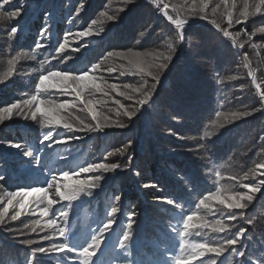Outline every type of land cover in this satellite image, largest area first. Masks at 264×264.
<instances>
[{
  "label": "trees",
  "instance_id": "1",
  "mask_svg": "<svg viewBox=\"0 0 264 264\" xmlns=\"http://www.w3.org/2000/svg\"><path fill=\"white\" fill-rule=\"evenodd\" d=\"M18 4H23L28 13L20 19L24 31L18 33L17 40L9 41L7 37L15 21L0 20V77H4V83H0V107L37 95L23 87L25 76L32 68L22 66L19 60L12 66L8 64L21 51H35L37 59L41 57L44 61L52 62L55 69L50 70L82 72L100 63L101 69L95 75L103 76L108 83L120 86L134 84L139 87L141 76L135 71H125L124 75H120V71L127 69V61L109 57L108 53L129 49L140 52L165 51V40L177 34L167 17L149 0H135L133 5H126L124 0H12L7 7H16ZM81 4H84V10L77 15L76 10ZM164 4L169 5L167 11L173 17L201 24L185 29L183 50L181 48L182 52L178 51L170 70L161 77L157 97H153L156 106L143 110L131 122L123 115H116L118 105L115 101L119 100L129 107L132 101L125 100L117 92L109 91L107 96L97 92L94 109L111 120L119 119L129 124L127 129L110 127L97 132L70 131L61 125L42 128L39 114L37 120H32L14 112L10 119L0 123V141L19 143L26 149L34 150L40 163L36 166L21 151H13L6 144L0 143V173L5 177L9 191L27 190V185L47 187L53 175L57 176V181L68 184H73L77 179L94 180L96 176H101L99 186L91 190L90 196L81 194L77 201L72 202L68 224V230L73 234L70 236L71 242L74 245L83 244L89 228H97L99 221L110 218L106 213L110 212L111 207H118L114 232L107 234L103 254L98 253L97 264H171L172 257L180 254L179 239L172 228L180 221L181 211L196 213L185 237L190 244L215 242L219 237L228 235L227 231H212L214 221L222 219L226 227L235 225L230 228L232 233L241 227L246 230V239H241L247 246V256L264 258V190L257 193L244 210L229 209L218 201L208 202L211 211L204 207L195 208L203 195L214 192L218 187L222 189L221 198L247 192L238 182L239 177L264 160V142L259 139L264 135V111L255 112L233 123H227L225 115L218 116V113L231 114L261 107L249 68L244 67V58L247 56L250 68L255 72L259 90L264 89V47L253 49L251 44L245 43L242 49L233 48L230 41L209 22L216 19L222 27H227L224 13L230 10L233 15H238L243 10V0H228L227 4L224 0H208L206 20H200L198 9L191 8L192 0H161V7ZM217 5L219 7L213 15L212 10ZM122 9L127 11L123 12ZM102 12L105 15H101ZM108 15L120 18L113 22L107 19ZM45 17H50L47 22ZM261 24H264V16L256 15L250 17L247 23L235 25L229 31H241L240 40L246 41L244 31L251 33ZM45 26L51 36L46 33V47L36 49L35 42L41 39L40 29ZM90 26L94 31L103 29V32L92 37L75 36L76 32L87 30ZM141 32L145 33L143 37ZM66 33L65 51L58 54L59 43L65 41ZM218 40L226 44L218 46ZM252 43L264 45V34L258 33ZM190 48L198 51L192 53ZM48 67L49 64L44 65V68ZM109 67L117 70L108 72ZM217 75L225 78L223 86L217 84ZM229 75H237L238 79L229 81ZM144 79L152 83L150 77ZM47 90L53 91L52 95L48 98L38 96V99L72 105L66 110L62 109L60 115L74 127L80 121L96 123L91 113L75 99L74 93L64 94L56 87ZM120 90L118 88L117 91ZM221 103L223 107H220ZM36 106L39 105H34L33 110ZM220 123H224L225 127L214 126ZM49 131L54 137L51 147H47L49 142L41 143L42 135ZM205 132L209 133L207 138ZM56 137L62 138V142L55 143ZM129 142L132 147L121 155L118 150ZM205 144L207 150L201 147ZM108 152L113 155L107 156ZM129 155L132 156L131 165L128 163ZM93 163H117L121 167L115 172L79 171L81 166ZM65 171L70 173L72 179H64ZM138 172L140 175H137ZM216 172H220L222 177L218 183ZM258 179H264V176H258ZM255 182L251 178L243 181L244 184ZM144 184H156L157 187L145 188ZM0 194H3V189H0ZM117 194L121 195L120 201L114 199ZM168 196L181 201L185 207L176 209L159 199ZM47 198H55L53 211L68 203L56 196L55 189L48 190ZM45 204L46 200L40 204V208ZM3 206L0 205V208ZM14 210L13 207L9 208V217ZM241 211L244 213L243 219H228L232 213L239 214ZM130 212H135L136 217L130 255L125 258L123 254L117 256L113 246L125 227L121 221L126 222ZM36 219L46 224L53 217L51 211L47 217L22 214L19 220L0 226V264H28L32 248L38 245L29 247L22 241L39 237L36 233L18 236L9 232L8 228H23L22 222L31 224ZM249 220L252 223H248ZM197 224L202 226L197 227ZM45 234L47 232H39L40 236ZM43 243L47 245L50 242ZM35 255L42 264H56L55 259L38 253ZM213 255L209 253L203 258H197L193 264H199L200 259L210 262ZM225 256L232 259L227 253ZM247 256L245 264H251Z\"/></svg>",
  "mask_w": 264,
  "mask_h": 264
},
{
  "label": "snow or ice",
  "instance_id": "2",
  "mask_svg": "<svg viewBox=\"0 0 264 264\" xmlns=\"http://www.w3.org/2000/svg\"><path fill=\"white\" fill-rule=\"evenodd\" d=\"M150 3L156 5L157 9L162 12L168 19V21L173 24L177 30V34L174 37H171L164 42L165 51H153V52H140L133 51L131 49L126 51H112L108 53L109 57H118L122 60L127 61V69L120 71V75H124L125 71H135L141 76L142 83L139 87L134 84H123L122 86L117 85L116 83H108L103 76L95 75L101 69V64H93L91 68L85 69L82 72H71L69 70H47L44 74V63L41 61V74L38 77V82L35 83V89L37 93L43 92L48 87L46 82L55 81L53 87L61 89L64 94L69 92L74 93V97L81 104L84 105V108L91 113V118L93 121H96L95 124L85 123L83 121L79 122V125L74 127L72 123L64 120L60 115L62 109H68L72 105L69 103H59L57 104L54 100H45L38 99L37 95H32L30 99H25L21 102H14L10 105L0 107V123H3L5 120L10 119L14 112L18 115H23L25 119L37 120V115L40 116V124L42 128H51L54 125H61L65 129L70 131H90L97 132L103 131L105 128L115 127L119 129L129 128V124L121 122L119 119L111 120L107 116H104L102 113L97 112L94 109V97L95 93L99 92L107 96L109 91L117 92V95L122 96L125 100L132 101V106H126L122 104L119 100L115 101L118 105V110L116 115L127 118L128 121L135 120L143 110L153 109L156 106V101L153 99L154 96L157 97V87L161 84V77L170 70V67L173 61L177 58L178 51L181 50L182 46L186 42L185 29L188 26L187 19H181L178 17H173L167 11L169 8L168 4H164L161 7V0H149ZM12 0H0V20L15 21L7 33L9 41L17 40L18 33L24 31L23 26L20 24V19L22 16H25L28 13V9L23 4H18L16 7H7L11 5ZM126 5L135 4V0H124ZM224 3L227 4L228 0H224ZM208 0H192L191 8L193 10L198 9L200 15V20L207 19V13L205 9L207 7ZM234 7V4L232 5ZM175 7V6H173ZM217 7L213 8V15H215ZM128 9V8H127ZM127 9H122V11H127ZM84 10V4L80 5V8L76 10V14L79 15L81 11ZM105 15V13H101ZM227 17L226 23L227 27H222L220 23H217L216 19H212L209 22L221 32L223 37L227 38L231 47L233 48H244L245 43L251 44L253 49H258L264 47V45L252 43L253 37L258 33L264 34V24L257 27L253 32L247 33L244 31V35L247 37L246 41H241V31L230 32L229 29L233 28L238 24H245L250 17L256 15L264 16V0H243V10L239 11L238 15H233V12L228 10L224 13ZM50 17H45L46 22ZM120 16L108 15L107 19L109 21L116 22ZM95 24V21H93ZM103 29L94 31L90 26L87 30L79 31L75 33L76 37H92L101 35ZM51 36L47 26L42 27L39 32L41 39H38L35 42V48L41 49L46 47V37L45 34ZM67 33L65 34V41L59 43L57 52L63 53L67 44ZM141 37L145 35L144 32L140 33ZM139 43V41H137ZM226 43L222 40H218V46H223ZM191 52L198 51V49H191ZM21 58H26L30 60L37 59V53L32 51L31 53L26 51L19 52L15 57L8 61L10 66L14 65L16 61ZM56 57H52L55 59ZM66 59H71L67 57ZM244 67L249 68V75L252 77V82L256 83L255 72L250 68V62H248L247 56H245ZM123 67V66H121ZM117 70L116 68L109 67L108 72H113ZM145 77H150L152 83H149ZM238 79L237 75H229L227 80L235 81ZM99 81V82H97ZM216 82L218 85L223 86L225 84V78L217 75ZM0 83H4V77H0ZM6 84V83H5ZM259 88V85H257ZM118 88L122 89L117 91ZM243 91V89H241ZM87 92V96L85 93ZM260 95L261 107L255 108L249 111L235 112L231 114L218 113V116L225 115L227 123H233L236 120L242 118L250 117L254 115L255 112L264 111V89H261L258 93ZM34 105L36 106L33 110ZM42 106V107H41ZM220 107H223L221 103ZM27 113V114H26ZM63 121V123H61ZM218 128H224L225 124L220 123L219 125H214ZM205 138L209 136V133L205 132ZM66 139V138H65ZM260 141L264 142V135L259 137ZM54 140L53 134L51 131L44 133L42 135L41 143L49 142L47 147H51ZM62 138L56 137L55 143H61ZM2 144H6L7 147L17 149L22 152L23 156L30 158L31 162L36 166H39V159L34 150L26 149L25 146L19 143H13L10 141H0ZM132 147V144L129 142L125 147L119 149L121 155L128 151ZM207 150V144L201 145ZM264 152V149H262ZM112 152H108L107 156H112ZM107 156L105 159H107ZM128 163L132 164V156L129 155ZM121 165L117 163H93L87 166H81L79 168L80 172L91 173L97 170H103L104 172H115L119 169ZM137 175H140L138 172ZM217 183L221 179V173L216 172ZM258 176H264V160H261L253 168H251L244 176L239 177L238 182L242 188H246L247 192L235 193L232 195L224 196L223 199H216V196L221 197L222 189L218 187L214 192H210L208 195H203L199 199V202L195 204L196 209L201 207L209 208V201H218L220 204H223L229 209H240L244 210L248 208L249 204L255 199L256 194L264 190V179H258ZM65 180L72 179L70 173L65 171L63 173ZM232 178V177H230ZM251 178L256 181L251 184H244L243 181ZM101 176H96L94 180L89 179H77L73 184L63 183L60 186H56L57 176L53 175L51 181L47 182V187L44 186H35L27 185V190L20 191H9L5 183V177L0 173V189H3V194H0V205H5L0 208V226H7L11 221H17L20 219L21 215H39L40 217H47L51 211L53 219L49 220L46 224H41L39 219L34 220L31 224L23 223V228L19 226L9 227L8 231L16 233L18 236H30L31 233H36L39 238H28L22 241L26 246L37 247L32 248V256L29 259L28 264H42L35 254H41L43 256H48L51 259L56 260V264H97L99 260V255L103 254V248L108 237V233L111 231L114 232L113 225L116 223L115 214L119 211L118 207L112 206L110 212H107L106 215L110 217L109 219L102 220L98 222V227L95 229L89 228L88 234L85 237L84 243L80 245H74L70 236L73 234L68 230L69 224V213L73 206V201H77L81 194L91 195L92 189L99 186L101 181ZM145 188H156V184H144ZM55 189L56 196L59 197L62 201H68L67 204L61 205L57 210H52L53 203L56 202L55 198L48 199V190ZM34 194H41L39 200L33 199L28 201V197L34 196ZM248 197L240 201V207H232L231 200L228 197ZM250 198V199H249ZM116 201L121 200V195L117 194L114 196ZM166 202L167 205L173 206L176 209H183L184 204L173 198V197H162L159 198ZM46 200L45 206L41 209L40 204H43ZM15 202V205L13 204ZM35 204L36 207L32 208L31 205ZM13 207L15 210L12 215L9 217L8 212L9 208ZM181 219L173 226L172 231L175 233L176 237L179 239L178 247L180 249L179 255H174L171 259V264H193V261L197 258H203L207 254H214L209 260L200 259L199 264H245V258L247 256V246L242 241V237H245L246 230L241 227L237 229L236 232H230V228L235 227V225H229L228 227L222 223V219H217L214 221L212 227L213 232H229L228 235L221 236L215 242L206 241L204 243H193L190 244L185 238L187 236V230L192 226V222L196 217V213L187 214L184 211L180 212ZM136 213L130 212L127 214V221H121L125 225L124 230L118 235L115 245L113 246V251L117 253V256L123 254L125 258L130 255V245L134 235V224ZM244 213L241 211L239 214L232 213L228 219L235 221L237 219H243ZM59 220V223H58ZM248 223H252L251 220ZM182 225V227H181ZM197 227L202 225L197 224ZM218 226V227H217ZM47 232V234L40 236L39 232ZM50 230V231H49ZM246 239V237H245ZM50 242L45 245L43 242ZM239 245V247H237ZM119 249V251L117 250ZM99 253V255H98ZM225 253L232 259H228L225 256ZM52 254H57L53 256ZM62 254V255H61ZM224 257V259H221ZM247 259L251 261V264H264V258L256 259L250 256H247ZM130 264V262H129Z\"/></svg>",
  "mask_w": 264,
  "mask_h": 264
},
{
  "label": "rangeland",
  "instance_id": "3",
  "mask_svg": "<svg viewBox=\"0 0 264 264\" xmlns=\"http://www.w3.org/2000/svg\"><path fill=\"white\" fill-rule=\"evenodd\" d=\"M182 50H183V46H182ZM182 50H181V52H182ZM179 57H180V55H179ZM19 61L22 64V66L27 67V68H32L31 70H29V74L27 76H25V85L23 87L24 88H28L29 93L37 94V96H39V97H42V96H45L47 98L50 97L52 95L51 93L53 91H49V90H47V88L53 87L52 85L55 84V81L46 82V84H48V87L46 88L45 91L40 92V93L36 92V89H35V86H34L35 83L38 82V77L41 74V64H40V62L44 61V60H42V58L39 57L36 60L23 61L22 59H20ZM47 63L49 64V67L47 69L44 68V74H46L47 70L55 69V67L52 64V62H47ZM44 65H45V63H44ZM12 150L16 151L17 149H13L12 148ZM60 178H62V177H60ZM61 184H63V182L56 181V186H60ZM40 196H41V194H34V196H30L27 199H28V201H32L33 199L39 200ZM34 205L35 204H32L31 207H33Z\"/></svg>",
  "mask_w": 264,
  "mask_h": 264
},
{
  "label": "clouds",
  "instance_id": "4",
  "mask_svg": "<svg viewBox=\"0 0 264 264\" xmlns=\"http://www.w3.org/2000/svg\"><path fill=\"white\" fill-rule=\"evenodd\" d=\"M226 190L230 191V189H226ZM246 198H248V197H244V196H240L238 198L237 197H228V199H230L231 202H232L231 203L232 207H240L241 206L240 201L243 200V199H246ZM216 199H223V198H221L219 195H217Z\"/></svg>",
  "mask_w": 264,
  "mask_h": 264
},
{
  "label": "water",
  "instance_id": "5",
  "mask_svg": "<svg viewBox=\"0 0 264 264\" xmlns=\"http://www.w3.org/2000/svg\"><path fill=\"white\" fill-rule=\"evenodd\" d=\"M167 21H168V19H167ZM170 23V22H169ZM196 24H199V22H194V23H189L188 24V26H192V25H196ZM170 25H172L173 27H175L173 24H171L170 23ZM251 77V76H250ZM251 79H252V77H251ZM254 87H255V89H256V91H257V93H259V88L257 87V84H254ZM259 95V94H258ZM259 98H260V95H259Z\"/></svg>",
  "mask_w": 264,
  "mask_h": 264
}]
</instances>
